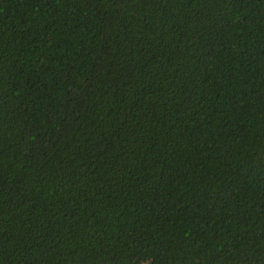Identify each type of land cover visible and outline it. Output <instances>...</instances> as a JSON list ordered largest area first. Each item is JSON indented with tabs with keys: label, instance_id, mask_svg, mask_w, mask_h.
Here are the masks:
<instances>
[{
	"label": "trees",
	"instance_id": "trees-1",
	"mask_svg": "<svg viewBox=\"0 0 264 264\" xmlns=\"http://www.w3.org/2000/svg\"><path fill=\"white\" fill-rule=\"evenodd\" d=\"M0 264H264V0H0Z\"/></svg>",
	"mask_w": 264,
	"mask_h": 264
}]
</instances>
